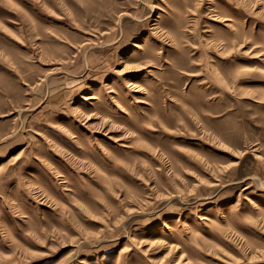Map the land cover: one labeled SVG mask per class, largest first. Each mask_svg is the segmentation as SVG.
I'll return each instance as SVG.
<instances>
[{"label":"rangeland","instance_id":"374dc122","mask_svg":"<svg viewBox=\"0 0 264 264\" xmlns=\"http://www.w3.org/2000/svg\"><path fill=\"white\" fill-rule=\"evenodd\" d=\"M0 264H264V0H0Z\"/></svg>","mask_w":264,"mask_h":264}]
</instances>
